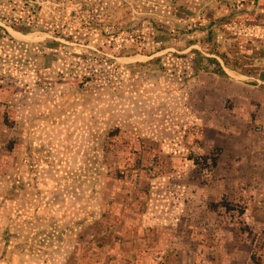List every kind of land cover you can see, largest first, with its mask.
I'll return each instance as SVG.
<instances>
[{
	"label": "rangeland",
	"instance_id": "1",
	"mask_svg": "<svg viewBox=\"0 0 264 264\" xmlns=\"http://www.w3.org/2000/svg\"><path fill=\"white\" fill-rule=\"evenodd\" d=\"M0 25V264H264V158L196 71L264 49V0H0Z\"/></svg>",
	"mask_w": 264,
	"mask_h": 264
},
{
	"label": "crops",
	"instance_id": "2",
	"mask_svg": "<svg viewBox=\"0 0 264 264\" xmlns=\"http://www.w3.org/2000/svg\"><path fill=\"white\" fill-rule=\"evenodd\" d=\"M163 2V1H161ZM164 4V2L162 3ZM164 29L168 30L166 27L162 26L159 21L153 22V25L151 26L152 34L155 35L157 38L160 34H163L161 32H157V29ZM22 31V32H21ZM170 31V30H168ZM173 32V30H171ZM34 31L29 30H20L17 33L20 36H28L31 35ZM36 32V31H35ZM34 32V33H35ZM167 37L166 34H163ZM246 45H249L244 40H241ZM216 47V46H212ZM251 53L252 57H247L246 55ZM237 56H230L228 55L230 65H235L236 67L234 70H229L231 73L237 74L244 78H260L264 79V68H261L259 66L255 65V62L257 60H264V49L258 48V49H248L244 46L241 47L240 50L237 51ZM242 54L244 56L242 57ZM16 61V60H15ZM8 60H0V64L2 68H5L4 64H6ZM202 67H199L196 71H203ZM204 75L203 77L200 76V78H205L207 81H203L198 79V84L200 85L199 89L203 91V93H209L211 96L215 97V100L219 102V104H222L223 101H226L228 103L229 111L231 112V117L234 119L229 118V124L230 126H233V143L236 148H238V158L241 160L242 167L245 171V173H248L250 177L253 178L254 174H257L260 172V162L258 157L262 156L264 158V126L262 127L263 132L259 135H251L246 133V128L248 123L247 112L242 113L241 106L245 103L254 101L256 104L255 107L259 104L261 105L259 107L258 114L260 115L259 121L257 123L264 124V87L259 88L260 86H257L253 84L251 81L246 82H234L229 80L228 78H225L227 75L226 73L223 74V76L215 74V70L205 72L203 71ZM224 72V71H223ZM257 83H259L257 81ZM203 84V85H201ZM264 84V82H263ZM212 101V100H211ZM209 100H203L201 103L203 105H211L213 104ZM231 122V123H230ZM241 151V153H240ZM235 156V152L233 154ZM233 156V157H234ZM237 158V157H234Z\"/></svg>",
	"mask_w": 264,
	"mask_h": 264
},
{
	"label": "trees",
	"instance_id": "3",
	"mask_svg": "<svg viewBox=\"0 0 264 264\" xmlns=\"http://www.w3.org/2000/svg\"><path fill=\"white\" fill-rule=\"evenodd\" d=\"M157 32H161L163 34H166L169 39L180 40L183 37V34H185L186 32H192V31L191 30L190 31L175 30L172 32V31H168V30H164V29L159 28V29H157ZM209 52H211V54L214 55L216 57V59L219 61L218 62L216 59L210 60V62L213 63L215 66V72H214L215 74L223 76V74H224L223 68H226V69H229L232 71L236 67L235 65H230L231 63L228 61L229 58H228L227 53H225V52L220 53L218 51L217 47H211V51H209ZM202 70L205 72H208L207 68H203ZM216 160L217 159L212 160L213 166L216 164Z\"/></svg>",
	"mask_w": 264,
	"mask_h": 264
},
{
	"label": "water",
	"instance_id": "4",
	"mask_svg": "<svg viewBox=\"0 0 264 264\" xmlns=\"http://www.w3.org/2000/svg\"><path fill=\"white\" fill-rule=\"evenodd\" d=\"M1 26V25H0ZM4 28V27H3ZM5 30H6V32L9 34V35H11V36H16L17 38H19V39H27V36H20V35H18L17 33H14L15 31H13L12 29H8V28H4ZM223 71H224V73H226V74H228L227 73V69L226 68H223ZM244 79H246V78H244Z\"/></svg>",
	"mask_w": 264,
	"mask_h": 264
}]
</instances>
